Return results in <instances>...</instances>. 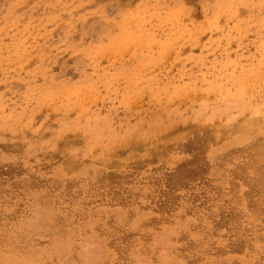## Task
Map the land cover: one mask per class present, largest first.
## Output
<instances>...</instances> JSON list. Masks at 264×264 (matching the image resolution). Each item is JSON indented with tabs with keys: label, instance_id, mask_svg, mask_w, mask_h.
<instances>
[{
	"label": "rangeland",
	"instance_id": "obj_1",
	"mask_svg": "<svg viewBox=\"0 0 264 264\" xmlns=\"http://www.w3.org/2000/svg\"><path fill=\"white\" fill-rule=\"evenodd\" d=\"M263 159L264 0H0V264H264Z\"/></svg>",
	"mask_w": 264,
	"mask_h": 264
},
{
	"label": "bare ground",
	"instance_id": "obj_2",
	"mask_svg": "<svg viewBox=\"0 0 264 264\" xmlns=\"http://www.w3.org/2000/svg\"><path fill=\"white\" fill-rule=\"evenodd\" d=\"M253 126V125H252ZM246 129V128H245ZM250 129V128H249ZM246 132V131H245ZM257 157V156H256ZM257 160V159H256ZM264 160V159H263ZM252 165V164H251ZM258 173V172H257ZM239 175V174H238ZM250 177V176H249ZM259 177V176H258ZM254 181V180H253ZM256 182V181H255ZM247 195V194H246Z\"/></svg>",
	"mask_w": 264,
	"mask_h": 264
}]
</instances>
